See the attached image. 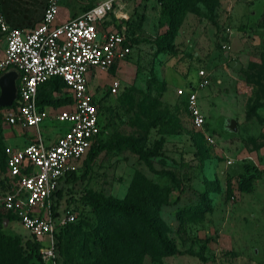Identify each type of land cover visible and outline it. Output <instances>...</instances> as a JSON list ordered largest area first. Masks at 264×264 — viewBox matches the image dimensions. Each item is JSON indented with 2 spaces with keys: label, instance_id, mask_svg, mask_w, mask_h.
<instances>
[{
  "label": "rangeland",
  "instance_id": "obj_1",
  "mask_svg": "<svg viewBox=\"0 0 264 264\" xmlns=\"http://www.w3.org/2000/svg\"><path fill=\"white\" fill-rule=\"evenodd\" d=\"M182 5L184 13L172 40L174 52L166 53L158 52L156 46L157 36L167 27L159 3L129 0L124 26L130 35V52L120 65L99 71L89 81L91 90L101 97L98 139L105 147L86 170L82 158L78 179L63 185L59 203L74 204L79 223L68 232L58 254L60 264H79L98 254L90 231L102 219L83 202L84 193L91 190L123 199L133 182L151 183L162 190L165 202L157 220L179 251L159 259L145 253L140 264H264V153L252 160L247 152L264 144V0H182ZM230 60L241 67L230 68ZM198 69L208 74L207 84L198 93L204 119L208 118L204 128L220 139L215 144L192 128L183 99L175 93L179 87L175 78L194 79ZM112 77L122 86L116 95L106 93ZM242 81L252 88L245 107L256 106L246 116L252 113L263 128L258 142L244 143L247 130L242 116L238 132L224 128L232 105L242 106ZM58 95L67 92L63 89ZM66 126V122L46 119L38 129L46 142ZM5 130L0 124L3 158ZM122 139L143 150L161 139L160 155L145 163L111 143ZM240 174L251 176L247 190L239 186ZM1 229L17 236L21 244L29 239L16 221L5 219Z\"/></svg>",
  "mask_w": 264,
  "mask_h": 264
},
{
  "label": "built area",
  "instance_id": "obj_2",
  "mask_svg": "<svg viewBox=\"0 0 264 264\" xmlns=\"http://www.w3.org/2000/svg\"><path fill=\"white\" fill-rule=\"evenodd\" d=\"M125 0H99L79 15L55 23L58 0H45L40 19L30 27H11L0 6V34L4 38L0 74L9 68L17 72L16 97L0 109L4 125L32 128L34 139L21 148L5 149L0 165V211L11 215L35 239L42 264H58L54 233L73 222L76 212L68 205L56 204L55 192L65 174L78 171L79 162L95 142L100 131L97 94L91 90L88 75L106 72L130 52L125 26L100 29L109 15L116 23L127 20ZM59 77L70 98L62 108L36 105L39 85ZM208 82V74L197 70V80L185 94L184 109L190 125L209 143L213 137L204 128V115L196 91ZM112 77L109 94L120 89ZM66 122L65 130L49 143L42 139L38 126L46 120ZM226 160V163H230Z\"/></svg>",
  "mask_w": 264,
  "mask_h": 264
},
{
  "label": "trees",
  "instance_id": "obj_3",
  "mask_svg": "<svg viewBox=\"0 0 264 264\" xmlns=\"http://www.w3.org/2000/svg\"><path fill=\"white\" fill-rule=\"evenodd\" d=\"M160 5V10L166 29L157 36L156 46L158 52L173 53V37L176 33L177 25L184 13L182 0H156ZM44 0H0L1 11L7 20L12 11L33 12L36 5H41ZM11 11V12H10ZM128 21L125 20L124 24ZM125 33L130 44V35L125 26ZM110 67H113L111 65ZM109 67V68H110ZM64 84L59 77H51L37 88L36 105H52L57 107L68 103L67 97L54 98L53 92L61 93ZM106 93L109 94L108 88ZM110 95V94H109ZM101 97L96 101L97 110ZM250 105L246 108V113L255 108ZM3 107H0L2 109ZM99 114V113H98ZM0 124L1 118H0ZM1 132V131H0ZM97 135L95 142L90 146L83 157V166L86 170L92 160L104 149L105 145L100 143ZM116 148H125L135 153L140 159L149 163L151 158L159 156L158 149L162 141L159 139L150 150H143L129 139L112 141ZM3 153L0 147V165H3ZM239 186H247L251 176L240 174ZM78 179L76 171L69 172L60 181V186L55 192L56 204L62 198L63 185ZM247 182V183H246ZM243 186V187H242ZM247 190V188H244ZM230 188L227 187L229 192ZM83 202L90 211L98 218L102 219L97 228L90 231V242H93L99 249L97 256L79 264H140L143 255L146 253L154 259L177 254V250L172 238L166 235V228L161 226L157 220V214L161 205L165 202L164 194L157 185L142 183L135 185L134 182L128 187L123 199L115 197H104L101 194L88 190L82 196ZM66 205H71L76 212L73 222L57 229L54 233L56 259L59 263V252L64 248V243L69 237L68 232L73 230L78 223V212L76 206L65 201ZM13 220V217L0 211V264H42L39 260L37 248L39 243L29 236L23 244L17 236L5 234L2 229V221ZM14 221V220H13ZM78 227V226H77ZM68 235V236H67Z\"/></svg>",
  "mask_w": 264,
  "mask_h": 264
},
{
  "label": "crops",
  "instance_id": "obj_4",
  "mask_svg": "<svg viewBox=\"0 0 264 264\" xmlns=\"http://www.w3.org/2000/svg\"><path fill=\"white\" fill-rule=\"evenodd\" d=\"M58 1L60 2V3L58 2V12H57L59 14H56L55 23H61V22L65 21L68 18H71V17L79 15L82 11H84L85 9H87L88 7H90L91 5H93L95 2H97L99 0H95V1H92V2H90V0H76L75 2H73V0H62V1L58 0ZM124 3H125V7H126V5L129 3V0H125ZM127 12L128 11H126V15L128 16ZM124 21L125 20H122L120 23H116V20L113 19V16L109 15L102 23H100V25L98 27L100 29H104V28H109L110 26H117V25H120V24L124 25ZM3 51H4V38L0 34V59L3 57ZM234 61H236V60H234ZM121 62H122V60L115 62L113 64V66L116 65V64L120 65ZM229 67L234 69V70H238L241 67V64H240V67L237 68V69H235V68H233L231 66H229ZM10 69L16 71L14 68H9L8 70H10ZM103 73H105V72H103ZM99 74H100L99 72H95V75H90L89 74L88 75V83L91 80V78H94L96 75H99ZM175 79L177 81L176 85L179 86L178 88H181V89H183L186 92L191 87H193V85L195 84V82L197 80V72H196V75H195L194 79H188V80H184V79H181V78H175ZM16 80H17V77L15 79V84H16ZM173 81H174V79H173ZM240 84H241L240 90L242 91L241 92L242 95H240L239 97L242 98V106L240 108V107H235V106L232 105L231 111L227 112L225 117H224L225 122H226L224 128L226 129L227 132H230V133L238 132V130L240 128L239 127V125H240L239 124L240 123L239 118L242 116L243 124H244V126L246 127V130H247L246 133H245L247 136L245 138H243L244 139V143H245V141L252 142L253 140H256L258 142V141H260L259 134L261 133L263 128H261L262 126L260 125V123L256 122V119H254L252 113H249V117L246 116V107H245L246 100H247L248 97L251 96V89L252 88L249 87L248 85H246L245 82H243V81L240 82ZM183 85H186V88L183 87ZM64 90L66 91V89H64ZM199 90H201V89H198L196 91L197 103L199 105L200 111L205 116V109L203 108L202 103H201L200 98H199V93H198ZM213 95H215V94H213ZM213 95H211V97H213ZM52 96L54 98L67 97L69 99V102H70V98L68 96V92H67V95L63 96V97L59 96L57 92H53ZM178 97H182L183 105H184L185 94H183L181 96H178ZM69 102L68 103H64L63 105H60V106H57V107H53L52 105H43V106H46V107L48 106L50 108H62L64 106H66L67 104H69ZM235 109H237V111H235ZM206 120L204 119V121H205L204 124L207 123ZM229 120H233L234 123H235V130H233V131L229 130V128H228ZM1 125L4 126L7 129V130L3 131L2 141H3V143L5 145H7V146H9L11 148H21V147H23L24 145H26L27 143H29L30 141H32L34 139L35 131L32 128L22 129V128L18 127V126H9V125H4V124H1ZM207 128H208V123H207ZM212 132H214V131H210L209 134H211V136L214 138L215 136L212 134ZM262 133H263V131H262ZM51 140L48 139L45 143H49ZM219 140H218V138H214L213 139L214 144H215V141H217V143H218ZM250 146H252V145H250ZM215 149H216V151L218 150L216 147H215ZM247 152L250 153V158L252 160H255L256 159L255 157L257 155H261V154L264 153V144H260V145L256 144V147H254V149L249 147L247 149ZM252 156H255V157H252ZM229 164H231V163H229ZM258 164H259V162H257V165Z\"/></svg>",
  "mask_w": 264,
  "mask_h": 264
},
{
  "label": "water",
  "instance_id": "obj_5",
  "mask_svg": "<svg viewBox=\"0 0 264 264\" xmlns=\"http://www.w3.org/2000/svg\"><path fill=\"white\" fill-rule=\"evenodd\" d=\"M45 0L41 5H36L33 12H19L17 10L12 11V14L8 17L6 22L11 27L26 28L36 23L41 15L44 8ZM11 12V11H10ZM228 65L237 69L240 64L234 60H230ZM17 73L14 70H6L0 74V107H8L16 97V84L15 79ZM229 130H235V123L233 120H229Z\"/></svg>",
  "mask_w": 264,
  "mask_h": 264
}]
</instances>
